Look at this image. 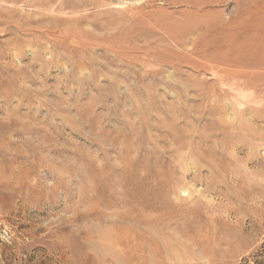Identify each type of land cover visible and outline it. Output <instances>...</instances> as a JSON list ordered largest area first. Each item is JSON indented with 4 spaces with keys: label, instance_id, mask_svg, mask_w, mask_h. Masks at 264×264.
I'll return each mask as SVG.
<instances>
[{
    "label": "rangeland",
    "instance_id": "obj_1",
    "mask_svg": "<svg viewBox=\"0 0 264 264\" xmlns=\"http://www.w3.org/2000/svg\"><path fill=\"white\" fill-rule=\"evenodd\" d=\"M0 264H264V0H0Z\"/></svg>",
    "mask_w": 264,
    "mask_h": 264
},
{
    "label": "bare ground",
    "instance_id": "obj_2",
    "mask_svg": "<svg viewBox=\"0 0 264 264\" xmlns=\"http://www.w3.org/2000/svg\"><path fill=\"white\" fill-rule=\"evenodd\" d=\"M218 37H219V36H218ZM260 41H261V40H260ZM258 44H259V43H258ZM258 44H257V45H258ZM211 59H212V58H211Z\"/></svg>",
    "mask_w": 264,
    "mask_h": 264
}]
</instances>
